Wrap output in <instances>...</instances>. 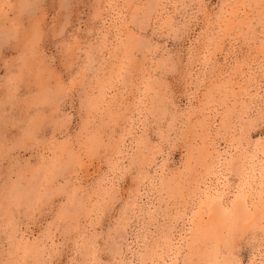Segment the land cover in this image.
Returning <instances> with one entry per match:
<instances>
[{
    "label": "clouds",
    "instance_id": "clouds-1",
    "mask_svg": "<svg viewBox=\"0 0 264 264\" xmlns=\"http://www.w3.org/2000/svg\"><path fill=\"white\" fill-rule=\"evenodd\" d=\"M0 264H264V0H0Z\"/></svg>",
    "mask_w": 264,
    "mask_h": 264
},
{
    "label": "rangeland",
    "instance_id": "rangeland-1",
    "mask_svg": "<svg viewBox=\"0 0 264 264\" xmlns=\"http://www.w3.org/2000/svg\"><path fill=\"white\" fill-rule=\"evenodd\" d=\"M255 138V137H254Z\"/></svg>",
    "mask_w": 264,
    "mask_h": 264
}]
</instances>
